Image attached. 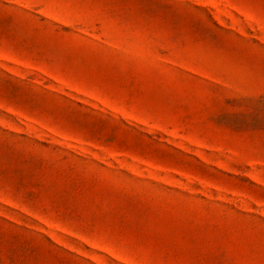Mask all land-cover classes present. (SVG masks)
<instances>
[{
	"label": "rangeland",
	"instance_id": "374dc122",
	"mask_svg": "<svg viewBox=\"0 0 264 264\" xmlns=\"http://www.w3.org/2000/svg\"><path fill=\"white\" fill-rule=\"evenodd\" d=\"M0 264H264V0H0Z\"/></svg>",
	"mask_w": 264,
	"mask_h": 264
}]
</instances>
